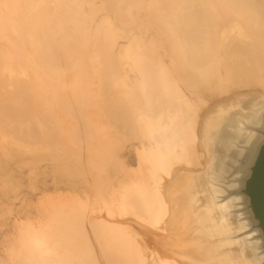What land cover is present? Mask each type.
<instances>
[{
  "label": "bare ground",
  "instance_id": "bare-ground-1",
  "mask_svg": "<svg viewBox=\"0 0 264 264\" xmlns=\"http://www.w3.org/2000/svg\"><path fill=\"white\" fill-rule=\"evenodd\" d=\"M0 41V143L48 150L69 193L0 231V264H181L166 187L204 170L211 109L264 95V0H0Z\"/></svg>",
  "mask_w": 264,
  "mask_h": 264
},
{
  "label": "water",
  "instance_id": "water-1",
  "mask_svg": "<svg viewBox=\"0 0 264 264\" xmlns=\"http://www.w3.org/2000/svg\"><path fill=\"white\" fill-rule=\"evenodd\" d=\"M201 172H177L166 187V246L181 264H264V229L247 181L264 147V95L216 105L200 128Z\"/></svg>",
  "mask_w": 264,
  "mask_h": 264
},
{
  "label": "rangeland",
  "instance_id": "rangeland-1",
  "mask_svg": "<svg viewBox=\"0 0 264 264\" xmlns=\"http://www.w3.org/2000/svg\"><path fill=\"white\" fill-rule=\"evenodd\" d=\"M4 1L10 3L14 0ZM9 35L14 41L15 36ZM34 72L28 74L29 78ZM41 87L45 88V85L41 84ZM60 94L63 100L73 96L68 87ZM53 96L57 99V95ZM48 100L53 109L55 100ZM9 131L8 137L0 143V231L17 235L25 226L41 231L40 225L48 223V213L44 209L50 208L55 198L69 194L66 190L55 188L56 183L65 184V177L62 176L65 165L54 160L48 150L21 135L13 137ZM63 132H66L65 129ZM62 185L59 187L63 188ZM3 248L0 249V256L6 250L5 246Z\"/></svg>",
  "mask_w": 264,
  "mask_h": 264
},
{
  "label": "trees",
  "instance_id": "trees-1",
  "mask_svg": "<svg viewBox=\"0 0 264 264\" xmlns=\"http://www.w3.org/2000/svg\"><path fill=\"white\" fill-rule=\"evenodd\" d=\"M246 191L251 197L255 215L264 229V147L262 148L252 176L247 181Z\"/></svg>",
  "mask_w": 264,
  "mask_h": 264
}]
</instances>
